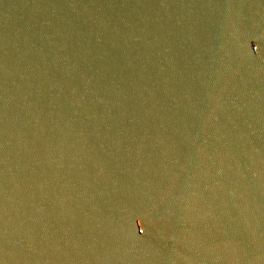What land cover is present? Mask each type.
Instances as JSON below:
<instances>
[{"label":"water","instance_id":"95a60500","mask_svg":"<svg viewBox=\"0 0 264 264\" xmlns=\"http://www.w3.org/2000/svg\"><path fill=\"white\" fill-rule=\"evenodd\" d=\"M0 264H264V0H0Z\"/></svg>","mask_w":264,"mask_h":264}]
</instances>
